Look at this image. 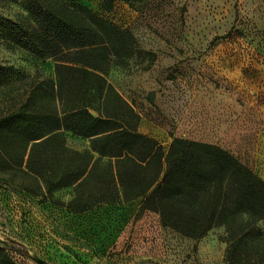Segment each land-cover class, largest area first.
<instances>
[{"label": "rangeland", "instance_id": "1", "mask_svg": "<svg viewBox=\"0 0 264 264\" xmlns=\"http://www.w3.org/2000/svg\"><path fill=\"white\" fill-rule=\"evenodd\" d=\"M68 1L132 33L133 56L105 78L138 113L140 132L166 150L173 137L221 146L264 179V0H114L111 11L105 0ZM25 5L0 0V117L56 81L54 57L3 33L27 25ZM32 144L20 164L0 155V249L15 264H229L224 226L187 236L142 198L76 211L108 192L94 181L81 197L71 183V151L98 157L91 138L65 131L66 150L49 161H28Z\"/></svg>", "mask_w": 264, "mask_h": 264}, {"label": "trees", "instance_id": "2", "mask_svg": "<svg viewBox=\"0 0 264 264\" xmlns=\"http://www.w3.org/2000/svg\"><path fill=\"white\" fill-rule=\"evenodd\" d=\"M113 7L105 0L106 11ZM25 9L27 25L3 33L39 57H54L56 81L51 93L41 81L0 117V155L7 150L20 164L33 143L28 161L36 154L49 161L54 149L66 150L65 131L91 138L98 157L71 151V183L81 197L94 181L108 192L76 211L142 198L143 208L187 236L224 226L229 264H264V179L215 144L173 137L166 150L139 131L138 113L107 82L106 71L135 52L130 30L74 1L26 0ZM0 264L15 263L0 249Z\"/></svg>", "mask_w": 264, "mask_h": 264}]
</instances>
